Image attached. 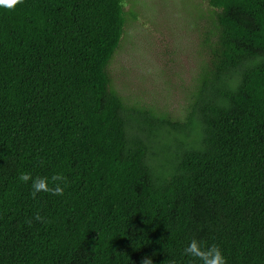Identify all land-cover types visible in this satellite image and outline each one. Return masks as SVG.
Instances as JSON below:
<instances>
[{
	"label": "trees",
	"instance_id": "16d2710c",
	"mask_svg": "<svg viewBox=\"0 0 264 264\" xmlns=\"http://www.w3.org/2000/svg\"><path fill=\"white\" fill-rule=\"evenodd\" d=\"M208 3L183 121L112 86L125 0L0 10V264H195L193 238L264 264V0ZM21 172L64 195L33 198Z\"/></svg>",
	"mask_w": 264,
	"mask_h": 264
},
{
	"label": "rangeland",
	"instance_id": "374dc122",
	"mask_svg": "<svg viewBox=\"0 0 264 264\" xmlns=\"http://www.w3.org/2000/svg\"><path fill=\"white\" fill-rule=\"evenodd\" d=\"M124 8L127 25L109 65L112 86L129 107L185 120L207 59L202 47L206 18L215 9L208 0H125ZM167 143L174 153L180 149L179 141Z\"/></svg>",
	"mask_w": 264,
	"mask_h": 264
},
{
	"label": "clouds",
	"instance_id": "9594fccd",
	"mask_svg": "<svg viewBox=\"0 0 264 264\" xmlns=\"http://www.w3.org/2000/svg\"><path fill=\"white\" fill-rule=\"evenodd\" d=\"M20 3L21 0H0V10H13ZM18 181L25 184L30 182V195L33 198L40 193L63 196L67 186L62 175H55L49 179L47 176H33L29 172H21L18 175ZM182 254L195 261V264H227L226 257L219 246L214 244L205 246L202 241L195 238L189 240ZM141 264H153V261L151 258H144Z\"/></svg>",
	"mask_w": 264,
	"mask_h": 264
}]
</instances>
